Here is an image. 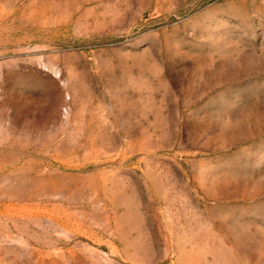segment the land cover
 Listing matches in <instances>:
<instances>
[{"label":"rangeland","instance_id":"374dc122","mask_svg":"<svg viewBox=\"0 0 264 264\" xmlns=\"http://www.w3.org/2000/svg\"><path fill=\"white\" fill-rule=\"evenodd\" d=\"M0 264H264V0H0Z\"/></svg>","mask_w":264,"mask_h":264}]
</instances>
